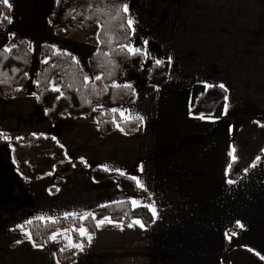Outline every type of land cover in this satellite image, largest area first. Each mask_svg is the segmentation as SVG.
I'll return each instance as SVG.
<instances>
[{"label":"crops","instance_id":"0c3cea01","mask_svg":"<svg viewBox=\"0 0 264 264\" xmlns=\"http://www.w3.org/2000/svg\"><path fill=\"white\" fill-rule=\"evenodd\" d=\"M9 2L11 23L2 27L20 25L21 34L27 35L28 30L36 31L50 3ZM126 4L127 16L135 21L126 44L141 46L147 53L139 71L125 64L117 79V84L132 85L131 102L120 100L88 115L51 121L38 105L37 67L29 77L32 63L14 95L0 97V132L23 140L28 134H51L69 157L57 162L53 172L25 179L16 169L8 139L0 143V264H222L221 255L237 244L264 259V149L251 163L255 167L231 179L236 183H227L235 128L250 119H264V0ZM91 27L75 28L68 37H40V46L73 54L84 77V68L88 71L87 82L99 75L89 68L98 44L88 32ZM157 59L169 67L163 83L154 85L148 81L149 65ZM197 83L224 85L227 99L220 117L202 120L191 114L192 86ZM105 109L127 110L126 116L144 119L133 132L116 126L103 134L95 113ZM117 112L122 120H133ZM81 158L91 166L107 165L135 176L144 188L129 193L113 178L95 181L88 171L73 166V160ZM51 185L55 192L49 191ZM133 199L136 206L154 205L156 215L152 213L149 226L133 224L137 219L123 224L110 218L111 223L97 227L105 218L100 217L94 229L81 224L51 231L42 247L28 238L25 221L65 213L83 216L120 201L133 206ZM21 224L23 231L17 227ZM81 227L92 235L91 243L86 235L80 236ZM74 231L79 238L73 237ZM69 240L83 243V250L66 247ZM61 249H74L73 255L61 261L56 254Z\"/></svg>","mask_w":264,"mask_h":264},{"label":"trees","instance_id":"16d2710c","mask_svg":"<svg viewBox=\"0 0 264 264\" xmlns=\"http://www.w3.org/2000/svg\"><path fill=\"white\" fill-rule=\"evenodd\" d=\"M126 2L127 0H60L57 4L56 0L54 1L49 19L57 36L68 37L75 28L98 24V44L89 58V68L91 71L98 72L102 78L85 81L82 69L77 60L73 59V54L42 44L40 52L44 59L37 65L34 91L37 94L39 107L49 120L57 121L67 116L76 118L91 114L101 106L112 105L120 100L125 102L133 100L132 87L112 86L113 83L117 84L120 70L125 64L139 71L145 61V55H131L126 49H121V45L127 43L131 32L127 28V14L118 10L119 6ZM113 4L117 7H112ZM7 14L8 7L0 0V26L7 25L8 19L3 18L7 17ZM12 46L8 47L11 48L10 52H5L4 47L0 48V97H12L15 87L25 83L27 71L31 67L32 53L28 41L21 39L15 47ZM139 48L142 49L141 46ZM46 59L47 63L44 62ZM168 67L167 61L160 66L152 61L149 65L148 81L154 85L163 83ZM54 73L61 78L60 91H54L50 86V79ZM207 85L212 87L206 88V84H193L190 112L192 115L203 113L205 116L220 117L227 90L225 87L220 88L219 84ZM95 114L103 134L111 133L117 124L122 129L133 132L139 124L138 119L122 120L118 112L114 113L110 109L97 111ZM251 124L259 128L251 138V153L246 154L243 143L235 137L233 147H235L237 159L233 161L231 157L229 179L238 178L263 152L264 124L257 125L255 121ZM5 137L7 136L0 132V143L6 140ZM9 138L16 169L25 179L51 173L57 162L69 160L65 149L56 139H52L51 134H28L25 140L17 139L19 137ZM73 164L77 169L88 171L95 181L113 178L122 191L131 193L139 189L136 182L129 179L131 176L127 174L121 175L111 169L105 171L103 167L91 166L80 160H73ZM60 181L61 179L56 178V182ZM55 190V185L49 187V191L55 192ZM90 213H94L95 218L92 215L86 219H81L82 216L68 215L54 219H36L27 223L26 227L30 230L33 242L36 245H44L48 243L51 231L59 227H77L81 224H87L94 229V220L100 217L120 220L123 224L137 219L145 226H149L152 220V212L149 208L143 205L132 206L128 201L109 203L106 207L99 206ZM232 229L233 226L227 227L229 232ZM73 237L79 238L76 231L73 232ZM73 252L74 249H70L57 251L56 254L62 261L70 258ZM220 262L222 264H264V259L254 251L237 244L225 250L220 257Z\"/></svg>","mask_w":264,"mask_h":264},{"label":"rangeland","instance_id":"374dc122","mask_svg":"<svg viewBox=\"0 0 264 264\" xmlns=\"http://www.w3.org/2000/svg\"><path fill=\"white\" fill-rule=\"evenodd\" d=\"M50 1L46 12L44 13L43 19L42 21H40L37 25H36V31H32V30H28L27 34H21V28L20 25H18V27L14 25H12V27L9 29V27H2L0 26V47H10L12 45H15L16 43H18L20 37H23V35H26V39L29 43V47L32 53V71L29 74V77L32 76L34 70L36 69L38 62L40 60H42L44 57L42 56V54H40L39 51V47L41 44V40L40 37L41 36H46V34H48L49 36H53V37H59L57 36L52 28L49 16L51 14V5H52V1L53 0H48ZM50 11V12H49ZM7 17H9V14H7ZM98 24H94L92 25V27L88 30L89 34H92L94 36V41L95 43L98 42L97 39V31H98ZM23 31H26V28L23 27ZM14 35H11L13 34ZM22 35V36H20ZM84 72L85 75L88 77V71H86V69L84 68ZM91 76L94 77L93 74H90ZM60 76L55 74L53 75L52 79H51V87H56L59 88L60 86ZM26 88H29V83L28 85H26ZM258 121H256V120ZM255 121L257 123V125H263L264 124V119L262 117H260L259 119L254 118V119H250L249 121L242 123L241 126H239L237 129L235 128L234 130V137L238 138L239 142H242L244 147H245V152L246 154H250L251 153V144H252V137L258 132L259 128L254 127L251 123ZM90 165V164H89ZM234 241H237V237L234 238Z\"/></svg>","mask_w":264,"mask_h":264},{"label":"snow or ice","instance_id":"6c2138e0","mask_svg":"<svg viewBox=\"0 0 264 264\" xmlns=\"http://www.w3.org/2000/svg\"><path fill=\"white\" fill-rule=\"evenodd\" d=\"M56 2H57V4H59V3H60V0H56ZM2 3H3L4 5H6L9 9L12 8V4L9 2V0H2ZM112 7H117V6H116L115 4H113ZM118 10H120V11H122L123 13L127 14L128 11H129V9H128V5H127V4L120 5L119 8H118ZM3 18H4V19H8V20H9V23H11V19H10V18H8V17H3ZM134 24H135V21L132 19L131 16H128V19H127V28H128L133 34H134V31H135V29H134V27H133ZM122 27H123V25H122ZM11 35H14V33L11 34ZM98 38H99V37H98ZM147 43H148L147 41H144V44H147ZM12 47H15V45H13ZM53 47H54V46H53ZM121 49H122V50L126 49L127 52H128L129 54H131V55H145V56L147 55V53H146L144 50H142L141 48L134 47V46H132L131 44L121 45ZM4 51H5V52H10V51H11V48L5 47ZM69 55H70V54H69ZM73 59L75 60V57H73ZM168 60L171 61V57H168ZM44 62L47 63V59H46ZM77 63H78V61H77ZM155 63H156L157 66H160V65H162V64L164 63V61H163V60H160V59H157V60H155ZM109 74H110V73H109ZM101 78H102V77L99 76V75L95 77L96 80H99V79H101ZM84 79L87 81L89 78H88L87 76H85ZM37 83H38V82H37ZM112 86H113V87H125V88H131V87H132L131 84H125V85H122V86H121V85H117V84H115V83H113ZM207 87H212V86H211V85H206V88H207ZM219 87H220V88H224V85L221 84V85H219ZM53 90H54V91H60V89H59V88H56V87H53ZM61 94H62V93H61ZM225 99H227V97H225ZM88 102L90 103V101H88ZM94 110H95V109H94ZM111 111L114 112V113L117 112V111H120L121 116H122L123 118H125V119H138V120H140V121H143V119H144L142 116H135V117H131L130 115L126 116V112H127V110L111 109ZM225 111H227V105H225ZM199 118L203 120V119H205L206 117H205V115H204L203 113H201ZM208 118L211 119V116L209 115ZM114 122H115V121H114ZM117 127H119V124H117ZM121 131H123V129H121ZM33 135H36V134L34 133ZM41 135H43V134H41ZM5 139H9V140H10V138H8V137H5ZM17 139H22V138H17ZM52 139H55V137H53ZM61 147H63V145H61ZM235 151H236V150H235V147H233L232 150L229 152V156L232 157V160H233V161H235V160L237 159V157H236V155H235ZM259 159H260V157H257V160H259ZM81 162L87 164V161H85L84 158H81ZM73 166H75V165H73ZM251 166H252V167H255V163H253V165H251ZM102 167H103V169H104L105 171H109V170H110V169L108 168L107 165H102ZM230 169H231V165H229V170H230ZM115 171L119 172L121 175H126V173H124V172H123L122 170H120V169H115ZM244 171H245V173H247L248 169H245ZM129 179L135 181L136 184H137V186H138L139 188H141V189L144 188V185L140 182V180H139L137 177H135V176H131V177H129ZM227 183H228L229 185H231V184L236 183V181H233V180L229 179V180H227ZM131 202H132L133 206H136V205H137V201H136L135 199H133ZM116 203H120V202H116ZM143 206L149 208V209L152 211L153 215H156V209H155L154 205H143ZM101 207H106V205H102ZM68 215H77V214H76V213H71V214H69V213H65V216H68ZM89 215H92L93 218H95L94 213H84L83 216L81 217V219H86ZM105 222H109V223H111L110 218L105 217L104 219L97 221V227L103 226V224H104ZM25 223H31V220L25 221ZM133 224H139L141 227H143V224H142L141 221H139V220H135V221L133 222ZM133 224H129L128 226H129V227H132ZM237 224H239V221L237 222ZM240 226L243 227V225H240ZM17 227L20 228L22 231L24 230V225H23V224H21V225H17ZM78 231H79V234H80L81 237H84V236L86 235V236H87V239H88V241H89V243H91L93 237H92L91 234H89V233L87 232V229H86V228L81 227ZM27 235H28V238L31 239V235H30V234H27ZM57 235H58V234H57ZM233 235H235V233H233ZM66 238H67V237H66ZM53 239H55V235L53 236ZM16 243H21V241L18 240V241H16ZM33 246H37V245H35V243L33 242ZM41 247H42V245H41ZM66 247L76 248V249H79L80 251H82L84 245H83V243H73V242H71V240H69V243L66 245ZM63 250H64V249H61V251H63Z\"/></svg>","mask_w":264,"mask_h":264}]
</instances>
